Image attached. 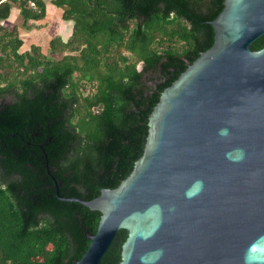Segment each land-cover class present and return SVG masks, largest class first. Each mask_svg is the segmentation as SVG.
I'll return each instance as SVG.
<instances>
[{
    "label": "trees",
    "instance_id": "trees-1",
    "mask_svg": "<svg viewBox=\"0 0 264 264\" xmlns=\"http://www.w3.org/2000/svg\"><path fill=\"white\" fill-rule=\"evenodd\" d=\"M28 1L33 2L34 9ZM224 0H52L71 36L47 54L2 25L45 16L0 0V264H73L100 214L63 198L115 189L141 157L161 92L213 43ZM264 46V35L251 44ZM54 179V181L52 180ZM120 230L101 259L119 264Z\"/></svg>",
    "mask_w": 264,
    "mask_h": 264
},
{
    "label": "water",
    "instance_id": "water-1",
    "mask_svg": "<svg viewBox=\"0 0 264 264\" xmlns=\"http://www.w3.org/2000/svg\"><path fill=\"white\" fill-rule=\"evenodd\" d=\"M213 43L148 115L141 157L115 189L63 198L100 217L73 264H264V0H224ZM54 181V179L52 178Z\"/></svg>",
    "mask_w": 264,
    "mask_h": 264
},
{
    "label": "crops",
    "instance_id": "crops-1",
    "mask_svg": "<svg viewBox=\"0 0 264 264\" xmlns=\"http://www.w3.org/2000/svg\"><path fill=\"white\" fill-rule=\"evenodd\" d=\"M45 2V16L38 21H28V28L24 29L20 26L21 18L19 10L13 5L9 17L2 22V25L12 29L16 28L19 37L23 41L21 51H27L31 45L41 47L43 53L48 51L49 41L58 37L63 42L71 36L73 22L61 19V10ZM50 3L52 0H49ZM25 37V38H24Z\"/></svg>",
    "mask_w": 264,
    "mask_h": 264
},
{
    "label": "built area",
    "instance_id": "built-area-1",
    "mask_svg": "<svg viewBox=\"0 0 264 264\" xmlns=\"http://www.w3.org/2000/svg\"><path fill=\"white\" fill-rule=\"evenodd\" d=\"M28 4H29V7H30V8L34 9L35 6H34L33 2L28 1Z\"/></svg>",
    "mask_w": 264,
    "mask_h": 264
},
{
    "label": "rangeland",
    "instance_id": "rangeland-1",
    "mask_svg": "<svg viewBox=\"0 0 264 264\" xmlns=\"http://www.w3.org/2000/svg\"><path fill=\"white\" fill-rule=\"evenodd\" d=\"M44 3H45V2H44ZM47 3H48V4H51L49 0H47ZM24 38H25V37H24ZM44 54H47V51H45Z\"/></svg>",
    "mask_w": 264,
    "mask_h": 264
}]
</instances>
